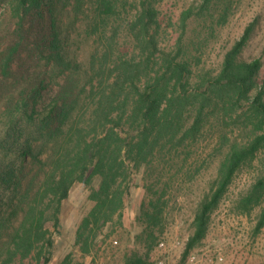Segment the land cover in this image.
Here are the masks:
<instances>
[{"label": "trees", "instance_id": "obj_1", "mask_svg": "<svg viewBox=\"0 0 264 264\" xmlns=\"http://www.w3.org/2000/svg\"><path fill=\"white\" fill-rule=\"evenodd\" d=\"M4 3L2 264H50L52 232L60 231L63 203L77 183L90 187L94 203L77 233L89 253L104 227L122 225L141 170L147 193L137 217L141 231L122 264H152L169 218L164 197L197 176L190 159L212 128L222 158L194 212L186 257L236 172L264 149L262 62L242 57L252 26L219 47L214 67L210 62L235 0H194L178 13L163 9L162 0ZM234 130L249 135L233 140ZM260 193L257 187L246 193L242 208Z\"/></svg>", "mask_w": 264, "mask_h": 264}, {"label": "rangeland", "instance_id": "obj_2", "mask_svg": "<svg viewBox=\"0 0 264 264\" xmlns=\"http://www.w3.org/2000/svg\"><path fill=\"white\" fill-rule=\"evenodd\" d=\"M192 1L162 0L161 4L163 9L178 13ZM234 7L233 16L216 44H213L215 49L212 50L211 65L214 67L218 61L219 47L223 43L230 46L239 40L251 25V37L242 57L247 61L255 58L261 60L260 77L264 90V0H235ZM5 8L6 3L0 5V23L5 19ZM248 135L242 130L229 133L237 141L246 140ZM219 146V134L209 128L195 146V154L190 159L191 165L198 171L197 176L191 183H186L180 192H175L173 187L172 193L164 197L168 200L166 211L169 213L161 238L165 248L154 246L153 263L161 258L164 264H264V149L257 151L254 158L236 172L210 215L205 236L183 257L193 230L194 212L199 201L207 194L220 165L223 149L218 152ZM135 175L131 196L123 210L122 225L113 232L111 225L104 227L89 253L81 250L77 233L94 203L89 199L90 187L82 183L73 186L62 206L60 231L52 232L55 243L50 264L123 263L124 255L137 246L136 236L141 231L137 217L147 195L142 180L143 170ZM96 185L97 181H94L93 186ZM256 187L261 192L258 201L247 210L243 209L242 197ZM261 220L263 224L259 226ZM2 260L3 256L0 257V264Z\"/></svg>", "mask_w": 264, "mask_h": 264}, {"label": "built area", "instance_id": "obj_3", "mask_svg": "<svg viewBox=\"0 0 264 264\" xmlns=\"http://www.w3.org/2000/svg\"><path fill=\"white\" fill-rule=\"evenodd\" d=\"M158 248H165V242L164 241H159L157 244ZM191 259L193 260L194 257H191ZM153 264H164V260L163 259H157Z\"/></svg>", "mask_w": 264, "mask_h": 264}]
</instances>
